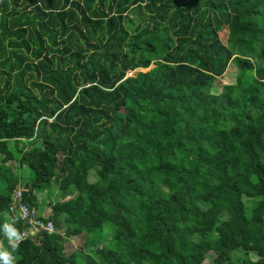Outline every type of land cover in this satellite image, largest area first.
<instances>
[{"label": "trees", "instance_id": "trees-1", "mask_svg": "<svg viewBox=\"0 0 264 264\" xmlns=\"http://www.w3.org/2000/svg\"><path fill=\"white\" fill-rule=\"evenodd\" d=\"M261 44L264 0H0V241L9 245L4 217L20 181L7 161L33 173L29 206L50 181L77 191L38 215L54 233L8 246L15 264H193L227 222L231 250L264 239ZM229 63L226 107L213 88ZM72 214L83 217L59 218ZM107 224L111 241L99 246ZM83 232L86 251L65 254L67 235ZM257 255L237 264H264Z\"/></svg>", "mask_w": 264, "mask_h": 264}, {"label": "rangeland", "instance_id": "rangeland-1", "mask_svg": "<svg viewBox=\"0 0 264 264\" xmlns=\"http://www.w3.org/2000/svg\"><path fill=\"white\" fill-rule=\"evenodd\" d=\"M218 35H219V38L221 39V41L225 42L226 36H227V27L224 24L219 27ZM258 50H259V52L262 53L264 50V44L259 45ZM153 66H154V63H152L149 68H151ZM136 71H140V69H137V70H135L129 74H133ZM235 76H236V69L234 68V66L231 63H229L227 65L224 73L221 76L217 77L216 80L214 81L215 87L213 88V91L220 94L219 98H220L221 102L226 107L231 106L232 101L225 94L220 93L221 85L224 83L232 81L235 78ZM252 101H253V98L250 99V103ZM19 145H20V143H19ZM31 156H32V150L26 148V150L21 153V161L28 160L31 158ZM101 156H102V153H100V150H97L95 153L89 155V157L91 159L92 158H101ZM11 162L15 165L14 161H11ZM19 171H20V173L18 172V177L20 179L19 184H18L19 187H24L25 183L32 182L33 180H35L33 178L32 171L29 170V168L27 166H23L22 168H20ZM207 171H208V169L205 168L204 173ZM0 187H1V185H0ZM34 190L37 192V190L35 188H34ZM185 190H187L186 187H184L182 189V193H180L178 196L172 197L174 199L171 200V203H174L175 205H181L182 204V194L185 192ZM100 191H101L100 183L96 182L95 186H94V190L91 193H98ZM37 193H38V201L36 204V212L38 215L42 216V214H44V212L47 209H49V208L53 209L54 202L56 201L55 199H58L59 196L63 195L64 193L67 194L66 197H69L71 195L74 196V195H76L77 191L76 190L70 191L68 189V187L61 181L59 183L58 182L53 183V181H50L49 183L48 182L46 183V186L38 188ZM50 202H51V204L49 205ZM237 209H240V205H238ZM50 210L45 213L47 216H49L51 214ZM109 211H110V216L112 218L118 219V218L122 217V213H121L122 207L121 206L115 207L114 205L113 206L110 205ZM46 215H44V216H46ZM82 217H83V215H80V214H72L68 218L69 222H67V220H65L62 215H59V218L61 219V221L64 224L72 223L73 219H79ZM86 218H87V216L84 215L83 220H86ZM4 220H6V222H7V220H8L7 216H5ZM64 224L62 226L63 229L66 228V225H64ZM230 225H231L230 222H227L225 224V227L223 229V236L220 239H217V240L212 241V242H202L201 243V247H202L201 251L203 252V256L202 257L189 256L188 258H189L190 262L193 264H211L212 258L216 255L221 256L222 258L230 256V257H232L233 261L236 264L242 258L245 260L246 259H251V260L257 259L258 258L257 250L264 249V239L253 240V242L251 244V250L248 252L242 251L241 249L231 250L229 248V245H228V238H229V235L231 234V231H232ZM87 228H88V226L86 225V229ZM194 228L201 230L204 228V226L202 223H198L195 225ZM63 229L61 230V232L64 231ZM112 231L113 230L109 224L104 226V233H103V237L100 238L101 242H99V246L100 245H105V246L109 245V243L111 241ZM84 234H86V233L83 232V233H80L78 235H71V236L67 235L68 238H67L66 243L64 244V253L69 255V254L75 253L77 251L85 252L86 249H85V242H84V238H85ZM174 234L177 238H179L180 236H182V231L180 229H174ZM8 246H11V245H6V244L4 246L0 245V249L8 250L10 248ZM90 250H93V249H90ZM135 253H136V250H134V249H131L129 251V254L132 257L135 255ZM109 254L112 256L111 253H109ZM105 257L107 259H109L108 256L105 255Z\"/></svg>", "mask_w": 264, "mask_h": 264}, {"label": "built area", "instance_id": "built-area-1", "mask_svg": "<svg viewBox=\"0 0 264 264\" xmlns=\"http://www.w3.org/2000/svg\"><path fill=\"white\" fill-rule=\"evenodd\" d=\"M25 187L16 186L10 193V202L5 216L8 218V224L15 228L16 223L21 224L19 231L24 239L30 238L37 240L43 233L52 234L56 228L52 221L41 219L36 208L29 206L23 199Z\"/></svg>", "mask_w": 264, "mask_h": 264}, {"label": "clouds", "instance_id": "clouds-1", "mask_svg": "<svg viewBox=\"0 0 264 264\" xmlns=\"http://www.w3.org/2000/svg\"><path fill=\"white\" fill-rule=\"evenodd\" d=\"M3 232L13 251L19 247V243L24 239L23 234L12 224H4ZM13 251L0 249V264H15Z\"/></svg>", "mask_w": 264, "mask_h": 264}, {"label": "crops", "instance_id": "crops-1", "mask_svg": "<svg viewBox=\"0 0 264 264\" xmlns=\"http://www.w3.org/2000/svg\"><path fill=\"white\" fill-rule=\"evenodd\" d=\"M13 150H14V152H16L17 154H19V152L20 153H22V152H24L25 150H26V148H23L22 149V147L21 146H18V149H15V147L14 148H12ZM2 157H5V154H3V156ZM15 163V165L11 162V161H7L6 162V164L7 165H10L12 168H13V170L15 171V173L17 174V176H18V172L20 173V168H19V166L16 164V162H14ZM22 168V167H21ZM1 181H3L2 179H0V182ZM36 190H37V192H38V189L36 188ZM35 190H34V193L36 194V204H37V201H38V193H37ZM49 205H50V203H49ZM52 210V208H49V209H47L45 212H44V214H42V216H44V215H46L45 213L47 212V211H49V210ZM51 210H50V212H51ZM50 214V213H49ZM48 214V215H49ZM47 216V215H46ZM45 216V217H46ZM5 218V217H4ZM6 221V220H5ZM7 223H8V220H7ZM0 245H2V246H4L5 244H4V242L3 241H0ZM10 245V244H9Z\"/></svg>", "mask_w": 264, "mask_h": 264}, {"label": "water", "instance_id": "water-1", "mask_svg": "<svg viewBox=\"0 0 264 264\" xmlns=\"http://www.w3.org/2000/svg\"><path fill=\"white\" fill-rule=\"evenodd\" d=\"M141 70V69H140Z\"/></svg>", "mask_w": 264, "mask_h": 264}]
</instances>
